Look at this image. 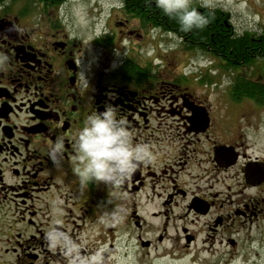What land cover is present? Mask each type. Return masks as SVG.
<instances>
[{
    "label": "flooded vegetation",
    "instance_id": "1",
    "mask_svg": "<svg viewBox=\"0 0 264 264\" xmlns=\"http://www.w3.org/2000/svg\"><path fill=\"white\" fill-rule=\"evenodd\" d=\"M83 1H0V264H69L65 248L49 245L50 229L67 233L80 257L102 250L103 264H264V148L256 149L264 105L232 90L234 74L227 91H211L240 68L188 49L183 35L119 0L93 1H115L126 32L108 23L88 42L69 15L52 13ZM203 3L192 1L228 6ZM151 31L176 42L178 56L158 47L141 55L139 39H153ZM191 51L215 62L199 78L188 74ZM108 105L153 159L134 161L121 183L82 184L75 138ZM59 137L57 166L49 153Z\"/></svg>",
    "mask_w": 264,
    "mask_h": 264
},
{
    "label": "clouds",
    "instance_id": "2",
    "mask_svg": "<svg viewBox=\"0 0 264 264\" xmlns=\"http://www.w3.org/2000/svg\"><path fill=\"white\" fill-rule=\"evenodd\" d=\"M122 4L123 0H119V6ZM155 4L166 16L177 21L182 32L203 29L209 23V19L192 6V0H155ZM202 6L208 5L203 3ZM6 62L7 57L0 54V65ZM83 78L87 83L86 78ZM126 125V119L119 117L118 109L112 105L86 117L73 145L76 161L74 172L82 184H118L135 166L134 161L151 162L153 155L149 145L134 144L133 134ZM63 151L64 139L59 137L49 153L50 159L57 166L60 165ZM46 239L51 247L61 246L66 249L67 255L73 256L69 264H103L102 250H97L88 257H80L79 246L67 233L58 229H50Z\"/></svg>",
    "mask_w": 264,
    "mask_h": 264
},
{
    "label": "rangeland",
    "instance_id": "3",
    "mask_svg": "<svg viewBox=\"0 0 264 264\" xmlns=\"http://www.w3.org/2000/svg\"><path fill=\"white\" fill-rule=\"evenodd\" d=\"M194 1V0H192ZM200 2L207 3L210 0H198ZM217 2H228L226 3L228 6L224 7L225 10L231 11L233 25L238 31H256L259 33H264V0H212ZM115 1L107 2V1H83L81 3H75L70 7L68 11H52L54 15H69L73 20L74 26H72L78 34H81L86 41H90L93 37L94 31L99 32L105 27L106 24L111 23V27L117 32H126L127 28L123 27L121 23L125 21L122 18L120 9L117 7L112 9L110 5H115ZM17 6V5H16ZM224 6V5H223ZM106 8L108 9L106 11ZM115 17V20L111 21V18ZM116 23V24H114ZM152 32V31H151ZM122 33L120 37H117V41L122 49L127 48L129 46V40L125 38V34ZM153 33V39L151 36L144 37L139 39V43L143 46V51L141 55H145V58H148L152 55H147L148 52H153L157 47L161 50V55H166L169 57L173 55L170 59L178 56L175 52L178 44L172 41L170 38L164 34L161 36L160 34ZM162 34V33H161ZM163 35V34H162ZM136 39L133 38L132 41ZM154 48L152 49V47ZM87 54L92 56L94 53L93 48L87 49ZM211 58L204 54H198L194 52L188 53V74H192L194 76H202L207 70L205 67H214L215 62L210 60ZM218 64L220 65L219 59ZM222 68V67H221ZM166 69H162V72ZM240 74H244L249 79L255 80L260 79L264 81V61L259 60L254 64L248 65L246 67L240 68ZM212 73L207 71L208 76L215 77L219 71L216 69L212 70ZM221 72V71H220ZM232 71H227V74H223L222 76H226L223 79V86H215L211 91L220 92L227 91L229 89V78L231 76L237 77L239 74L231 73ZM234 74V75H233ZM231 88V87H230ZM210 90V88H208ZM233 90V89H232ZM201 91H203V86L201 87ZM251 112V111H250ZM257 124L262 126L261 134H264V109L259 110L258 112ZM261 134L257 133L258 139L263 138ZM256 149L259 151L261 148H264V143H260L256 145ZM264 150V149H262ZM260 155V154H256Z\"/></svg>",
    "mask_w": 264,
    "mask_h": 264
},
{
    "label": "trees",
    "instance_id": "4",
    "mask_svg": "<svg viewBox=\"0 0 264 264\" xmlns=\"http://www.w3.org/2000/svg\"><path fill=\"white\" fill-rule=\"evenodd\" d=\"M54 1L59 4L65 0ZM123 5L131 14V11L140 13L136 16L143 17L145 22L150 21L168 32L180 33L187 39L188 49L210 54L222 60L226 68L237 70L259 60L264 61V33L236 30L231 15L222 8L209 11L193 4L198 11L202 9L201 14L209 19V23L203 29L182 32L177 21L166 16L156 6L155 0H123ZM234 80L233 91H238L243 97H254L264 105V82H256L244 74H239Z\"/></svg>",
    "mask_w": 264,
    "mask_h": 264
}]
</instances>
